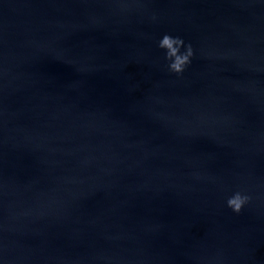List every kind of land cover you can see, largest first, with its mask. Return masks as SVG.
I'll return each instance as SVG.
<instances>
[{"label":"water","instance_id":"water-1","mask_svg":"<svg viewBox=\"0 0 264 264\" xmlns=\"http://www.w3.org/2000/svg\"><path fill=\"white\" fill-rule=\"evenodd\" d=\"M0 264H264V0H0Z\"/></svg>","mask_w":264,"mask_h":264},{"label":"clouds","instance_id":"clouds-1","mask_svg":"<svg viewBox=\"0 0 264 264\" xmlns=\"http://www.w3.org/2000/svg\"><path fill=\"white\" fill-rule=\"evenodd\" d=\"M159 47L166 53L169 71L176 75H182L194 57L192 45H185L184 40L179 37L164 35L159 42ZM248 203L249 197L238 192L228 199L227 206L239 214Z\"/></svg>","mask_w":264,"mask_h":264}]
</instances>
